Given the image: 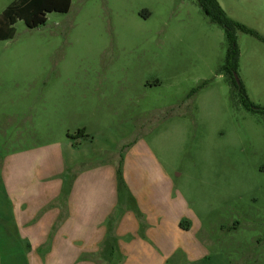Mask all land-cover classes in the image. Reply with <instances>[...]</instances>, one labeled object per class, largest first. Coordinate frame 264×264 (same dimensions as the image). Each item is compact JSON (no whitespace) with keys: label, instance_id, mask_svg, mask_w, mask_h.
<instances>
[{"label":"rangeland","instance_id":"obj_1","mask_svg":"<svg viewBox=\"0 0 264 264\" xmlns=\"http://www.w3.org/2000/svg\"><path fill=\"white\" fill-rule=\"evenodd\" d=\"M13 1L0 0V13ZM216 1L260 37L234 30L231 73L225 33L196 0H71L36 28L18 20L0 40V170L6 155L39 145L59 146L68 177L117 156L155 213L152 240L195 237L203 258L264 264V114L240 91L264 108V0ZM120 193L117 215L134 209L145 240L147 219Z\"/></svg>","mask_w":264,"mask_h":264},{"label":"crops","instance_id":"obj_2","mask_svg":"<svg viewBox=\"0 0 264 264\" xmlns=\"http://www.w3.org/2000/svg\"><path fill=\"white\" fill-rule=\"evenodd\" d=\"M126 167L123 161L125 186L120 189L117 156L68 177L56 144L6 155L0 170L6 202L0 210V264H118L121 260L120 264H170L177 253L181 258H176L175 264H203L207 259L211 264L230 263L228 258L197 255L201 246L193 236L182 245L152 240L146 227L155 213L147 211L141 205L142 197L132 192ZM159 182L169 184L164 176ZM122 190L126 201L139 205L138 213L147 219L145 240L137 234L134 209L117 215ZM174 229L177 235L191 231L188 227ZM151 241L157 250L150 247ZM12 248L18 258L11 255Z\"/></svg>","mask_w":264,"mask_h":264},{"label":"trees","instance_id":"obj_3","mask_svg":"<svg viewBox=\"0 0 264 264\" xmlns=\"http://www.w3.org/2000/svg\"><path fill=\"white\" fill-rule=\"evenodd\" d=\"M196 2L203 14L207 16L211 22L219 25L223 29L229 46L223 70L228 73L233 72L236 69L238 58L234 30L238 29L242 32L259 37L258 34L228 18L216 0H196ZM70 4L71 0H14L2 11V13H0V40H6L13 37V26L18 20H23L27 28L33 29L45 23L47 13L68 12ZM232 83L236 84L234 79H232ZM240 91L242 92L243 104L246 108L264 114V108L252 105L244 94L243 89H240ZM77 134H80L81 137H87V135L81 130L78 131ZM117 177L121 189L124 186V183L119 169L117 170Z\"/></svg>","mask_w":264,"mask_h":264},{"label":"water","instance_id":"obj_4","mask_svg":"<svg viewBox=\"0 0 264 264\" xmlns=\"http://www.w3.org/2000/svg\"><path fill=\"white\" fill-rule=\"evenodd\" d=\"M233 78H234V81H235L236 85H238L239 84L238 79L235 76Z\"/></svg>","mask_w":264,"mask_h":264}]
</instances>
